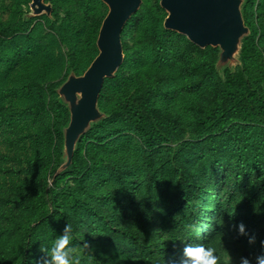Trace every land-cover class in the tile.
<instances>
[{"label":"trees","instance_id":"trees-1","mask_svg":"<svg viewBox=\"0 0 264 264\" xmlns=\"http://www.w3.org/2000/svg\"><path fill=\"white\" fill-rule=\"evenodd\" d=\"M0 0V264H38L65 224L80 264H171L185 243L254 256L264 239V0H245L250 35L235 71L164 28L142 0L104 81L106 118L63 163L70 114L56 89L98 55L101 0ZM243 222L248 235H239ZM255 235L254 243L248 236Z\"/></svg>","mask_w":264,"mask_h":264},{"label":"water","instance_id":"water-1","mask_svg":"<svg viewBox=\"0 0 264 264\" xmlns=\"http://www.w3.org/2000/svg\"><path fill=\"white\" fill-rule=\"evenodd\" d=\"M108 6L97 37L98 55L80 76L71 72L56 89L68 108L70 119L63 128V163L54 177L67 170L71 164L80 137L106 118L98 101L104 81L115 77L124 61L121 34L126 22L142 5V0H102ZM245 0H160L167 16L166 30L185 36L201 49L208 46L219 49L216 69L233 64L240 65L242 41L250 35L245 25L242 6ZM27 19L52 15V4L45 0H31ZM229 68V69H230ZM231 70V69H230Z\"/></svg>","mask_w":264,"mask_h":264},{"label":"clouds","instance_id":"clouds-1","mask_svg":"<svg viewBox=\"0 0 264 264\" xmlns=\"http://www.w3.org/2000/svg\"><path fill=\"white\" fill-rule=\"evenodd\" d=\"M239 235H248L243 222L236 225ZM256 240L255 235L248 236V243ZM74 241L73 229L70 224H65L63 230L54 236L50 245L41 248L45 253L42 261L38 264H80L81 248H78ZM226 260L233 264L231 257ZM219 256L217 250L212 246H205L202 243H185L177 259L171 264H218ZM238 264H264V239L260 241V251L254 256H240Z\"/></svg>","mask_w":264,"mask_h":264},{"label":"rangeland","instance_id":"rangeland-1","mask_svg":"<svg viewBox=\"0 0 264 264\" xmlns=\"http://www.w3.org/2000/svg\"><path fill=\"white\" fill-rule=\"evenodd\" d=\"M237 66H238L237 64H233L231 68H230V65L226 67H222L220 69V73L222 74L225 68H230L232 71H235ZM231 249L232 250L229 252L230 254H228V257H231L233 264H238L239 257L243 256V254L240 251H238L236 248L231 247ZM226 264H230V262L226 260Z\"/></svg>","mask_w":264,"mask_h":264},{"label":"flooded vegetation","instance_id":"flooded-vegetation-1","mask_svg":"<svg viewBox=\"0 0 264 264\" xmlns=\"http://www.w3.org/2000/svg\"><path fill=\"white\" fill-rule=\"evenodd\" d=\"M102 1V0H101ZM103 2V1H102ZM104 3V2H103ZM105 4V3H104ZM105 6L108 8L107 4H105Z\"/></svg>","mask_w":264,"mask_h":264}]
</instances>
